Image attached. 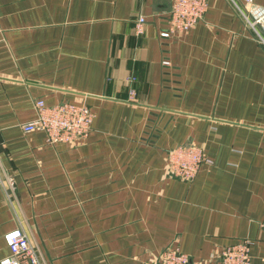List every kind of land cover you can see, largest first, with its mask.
<instances>
[{"label": "crops", "instance_id": "obj_1", "mask_svg": "<svg viewBox=\"0 0 264 264\" xmlns=\"http://www.w3.org/2000/svg\"><path fill=\"white\" fill-rule=\"evenodd\" d=\"M173 2L0 0V175L15 178L0 191V264L16 229L44 264H157L169 248L219 264L245 239L264 264V46L245 0H209L162 39ZM39 100L85 103L89 136L25 133ZM185 145L209 160L192 181L169 172Z\"/></svg>", "mask_w": 264, "mask_h": 264}, {"label": "built area", "instance_id": "obj_2", "mask_svg": "<svg viewBox=\"0 0 264 264\" xmlns=\"http://www.w3.org/2000/svg\"><path fill=\"white\" fill-rule=\"evenodd\" d=\"M245 7L236 4L237 10L245 18L255 33L258 42L264 46V10L258 11L253 0H245ZM209 0H174L168 19V27L160 33L162 39H170L186 33L204 20ZM137 35L145 33L146 18L141 15L136 19ZM38 117L21 125L25 133L42 131L47 135V143L77 145L84 141L92 130L95 114L85 103L63 102L48 106L44 100L36 102ZM203 149L196 145H185L168 151L169 172L183 181L195 179L203 164L208 163ZM15 189L13 175H0V191L10 195ZM11 196V195H10ZM264 230V221H260ZM5 241L11 249L10 257L1 264H44L38 251L32 246L28 235L22 229L10 231ZM252 241L245 239L227 246L219 252V264H251ZM157 264H203L193 261L177 248L166 249Z\"/></svg>", "mask_w": 264, "mask_h": 264}]
</instances>
